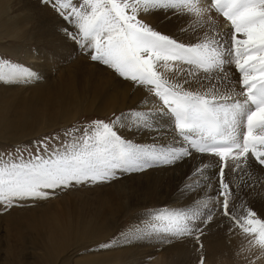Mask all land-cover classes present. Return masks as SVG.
I'll list each match as a JSON object with an SVG mask.
<instances>
[{"label": "snow or ice", "instance_id": "1", "mask_svg": "<svg viewBox=\"0 0 264 264\" xmlns=\"http://www.w3.org/2000/svg\"><path fill=\"white\" fill-rule=\"evenodd\" d=\"M41 3L66 22L65 35L86 58L130 87L146 91L154 106L148 108L145 101L144 110L130 108L67 129V139L57 148L49 147V139L59 136L33 141L36 151L28 158L16 146L13 153L0 157V211L20 202L47 200L77 186L112 183L154 163L173 166L199 157L192 173L197 183L189 190H195L199 200V193L210 187L215 203L203 212L198 206L156 213L161 226L136 233L161 243L193 237L199 244L203 227L222 216L220 224L227 225L230 236L239 230L247 250L257 258L264 256V215L246 203L238 207L240 192L249 185L245 180L234 191L229 180V173L243 179L264 171V0ZM157 13L184 18L178 28L183 35L157 28L152 22ZM213 13L222 17L223 28L217 27ZM39 80L31 68L0 63V82ZM164 113L174 119L175 138L182 141L179 148L142 147L119 132L128 126L149 128L154 114ZM208 169H214L211 175ZM131 239L122 238L124 243ZM121 242L110 240L98 247L108 249ZM199 264H205L203 255Z\"/></svg>", "mask_w": 264, "mask_h": 264}, {"label": "bare ground", "instance_id": "2", "mask_svg": "<svg viewBox=\"0 0 264 264\" xmlns=\"http://www.w3.org/2000/svg\"><path fill=\"white\" fill-rule=\"evenodd\" d=\"M193 17L194 19L191 20L194 22L196 17ZM212 19L215 20L217 27H224L222 18L219 19L213 13ZM152 22L164 31L183 35L178 32L179 26L185 22L182 17L157 13ZM64 26L65 22L52 10L51 6H45L40 0H0V37L37 42L46 49L51 48L47 52L51 56H56L50 63L47 60L51 58L42 59L41 55L36 59L32 57L30 60L33 68L39 66L45 73L44 81L40 79L39 83L35 82V85L23 89H0L1 131L19 127L25 132V128H36L28 134L21 135L23 140H27L55 128L70 125L78 119L80 114L94 113L99 116H110L130 108L138 107L144 110L145 101L149 102L148 108L154 106L151 103L152 96L146 91L130 87L127 82L120 80L103 66L94 64L83 56L76 60L72 59L73 61H68L63 66L57 63L56 65L55 60L64 59L65 62L71 53L68 52L69 56L64 57L72 44L67 40ZM77 55L79 53H76ZM71 56L74 57V53ZM204 83L207 85L206 81ZM46 121L48 124L41 128ZM151 123L152 126L149 128L128 126L121 127L119 132L130 142L147 145V148L153 146L179 148L181 146L182 141L175 138V127L172 126L174 119L169 114H154ZM61 124L63 125L59 126ZM199 160V157L189 158L173 166L154 163L152 167L143 172L124 174L121 179L112 183L89 186L88 189L80 192L69 190L71 195L69 194L68 198L63 197L60 201L56 200L55 204L46 203L41 204L40 207L36 205L29 211L21 207L23 211L18 209V211L3 214L0 219L10 223L9 225L13 228L11 234L16 236L19 244L17 248L11 249L15 250L12 251L13 264H63L66 256L70 258L69 264H180L178 261L181 258L183 262L187 259L185 264H199L201 255L205 258V264H218L216 261L230 264L227 257L223 260L219 257L214 260L209 253L213 249L232 254L233 247L238 253L235 262L264 264L262 263L264 256L257 258L247 250V242L238 234V230L237 234L230 236L227 226L216 225L214 222L203 227V235L200 236L199 244H202L204 249L199 247L193 237H187L188 239L171 244L153 243L152 237L136 233L137 229H147L154 224L159 226L151 212L145 215L139 213L132 219L130 218L135 229L127 236L138 237L137 242L133 238L131 242L125 243L124 248L117 249L116 247L117 250L114 249L115 251L106 255H82V252L92 247L90 242H99L110 237L113 225L122 220L129 210L135 207L141 209L147 207L148 209L153 203V201L148 203L153 193H156L155 198L160 197L155 206L160 213L173 212L188 206L185 195L165 200L163 195L169 192H163L160 188L175 189L182 183H197L192 173ZM213 171L214 169H208V174L211 175ZM165 178L168 180L163 182ZM232 178L236 183L234 188L236 185L243 186L244 181H247L249 187L244 188L240 196L248 195L250 201L260 207L262 210L259 212L264 215V172L259 171L254 177L243 179L239 175L229 173V180ZM210 196H212L211 199H209ZM84 197L87 199L85 204L81 202V198ZM206 198L215 203L212 193ZM78 200L80 202L76 203ZM152 208L149 207L150 210ZM1 248L0 264H4L2 262L7 251ZM198 250L203 252H198Z\"/></svg>", "mask_w": 264, "mask_h": 264}, {"label": "rangeland", "instance_id": "3", "mask_svg": "<svg viewBox=\"0 0 264 264\" xmlns=\"http://www.w3.org/2000/svg\"><path fill=\"white\" fill-rule=\"evenodd\" d=\"M40 2H41V0H40ZM73 2H78V0H73ZM205 16L207 17L208 14L206 13ZM191 19H194V17H191ZM65 24H66V22H65ZM67 40L72 42V44L70 45V47L71 46L72 47L70 48L68 46L69 47V50H71V51L68 50L66 52V55H64V57L67 58L69 55L70 56L68 57L69 58L68 60L65 58L67 60V61L65 60V62H64V59L61 60V61L60 60H58V61L55 60V64L57 63L60 66L61 65L63 66L68 61L71 62L73 60H76V58L81 57V56H83L84 58H86L83 55L82 51H80L81 49L78 46V44H74L75 42L73 40L69 39L68 37H67ZM34 44H35V46H34ZM73 44L75 45L76 48L73 46ZM39 45H40L39 43L34 42V41H24V40L23 41H19V40H14V39L13 40H9V39H6L5 37H0V63H2L4 61H7V62L12 63V64H16V65H19V66L31 68L32 70H34L37 73L44 74V75L39 74V76L40 75L44 76V77L40 76V79L44 81V79H45V73L42 72V70L39 68V66L38 67L35 66L33 68L32 67V62L30 64V60H31L32 57H33V59H36L38 56L41 55L42 59L43 58L44 59L45 58L46 59L51 58V60H47L50 63V61L52 62L56 58V56H51L47 52V50H50L51 48H47L46 49L45 47H43V45H40V46ZM77 50H78V52H77ZM68 52L69 53L70 52L71 53L73 52L74 53V57L71 56V55H73V53L72 54L71 53L69 54ZM76 53L77 54L79 53V55L76 56ZM87 60H89V59L87 58ZM38 64H39V61L37 62V65ZM38 71H40V72H38ZM37 83H39V82H37ZM31 85H35V83L34 84H32V83L25 84V83H4V82H0V89H4V88L5 89H7V88H9V89H23V88H26V87L31 86ZM112 115L113 114H111L110 116H99L97 114L95 115L94 113H91V114H80L79 117H78V119L75 120L70 125H67L65 127L55 128V129H53L51 131H48L46 133H43V135L41 134L39 136L30 138V139H27V140H23L21 135L28 134L30 131H32V130H34L36 128H25V132H24L23 129H21L19 127L8 128V129H6L4 131H1V128H0V140H2V141H0V157H6V154L13 153L14 148L16 146H20L21 149H23V155H24V157L25 158H28L30 154L35 153L36 147H34V148L31 149L30 147H33V146L32 145H28L27 142L32 143L33 141H39L38 140L39 138L40 139H43L45 137L51 138L54 135L55 136H59L60 139L59 140L49 139V147L50 148H57L61 144V141H65L67 139L65 137V135H64V131L65 130L70 129V128H73L74 126L77 127V128L84 127V126L87 125V122H89L91 120H94V119H106L108 117H111ZM46 124H48V121H46L45 124H42L41 125V128H43ZM62 125L63 124H61L59 126H62ZM172 126L175 127L174 124ZM56 132H59V133H56ZM133 144H137L138 145V143H133ZM139 145H141L142 147L144 146L142 144H139ZM24 146H28L27 149H24ZM146 146L147 145H145L144 147H146ZM167 180L168 179L165 178V179H163V182H165ZM233 180H234L233 178L230 179L231 185H232V187H233V189L235 191L236 188H234V187H235V184L236 183H234ZM192 185L193 184H184V183H182L179 186H177L175 189H170L169 187H167V188L161 187L160 189L163 190V192H167V193L169 192V194L163 195V197H164L165 200H171V199H174L175 197L181 196V195H185L187 197L186 202H187V205L188 206H184V207H182L180 209H177V210L184 211V210H187L188 208H196V207L199 206L201 212H203L205 210V206H207L208 204L212 203L209 199L206 198L209 194L212 193V189L209 187V188L205 189L203 192H200L199 193V200H197V192L195 190H189V189H191V186ZM88 188H89V186H77L76 188L70 189V191L72 192V190H73L74 192H80V191H85ZM60 192H62V193H60ZM69 194H70L69 193V190L59 191L54 197H52L50 199H47V200H42V201H39V202H20L16 206H14L15 208L14 207H11L6 212L0 211V217L3 216V214H5L7 212L18 211V209L20 211H23L22 209H24V210L27 209L26 211H29L30 208H32V207H34L36 205L39 206V207L42 206V205H45L46 203H50L49 205H52V204H55L57 201H60V199H62L65 196H66L65 198H68L71 195V194L70 195ZM155 197H156V193H153V195L151 196V200H149V202H148V203H150V202L153 201V203L150 205L151 207H153L151 210L149 209L150 206L148 207V209H147V207H146V209L145 208L144 209H141L140 207H135V208L129 210L126 214H124L123 219L117 222L118 224L116 223V225H113V229H112V233H111L112 235L110 237H108L107 239H105L103 241L90 242V244L92 245V247L90 246L86 251L82 252V255L83 256H98L99 254L106 255V254H109V253H111V252L119 249V247L120 248H124L127 243L125 244L123 242L122 238L124 236H127V234H129L132 230L135 229L134 226H133V224H131L132 223V220L130 221V218L132 219L133 217L139 215V213H142L143 215H145V213H147V212L150 213L151 212L152 213V217H153V214H154V217H155V213L156 212L157 213H160V211L158 210L159 211L158 212L157 211V208H155L156 201L158 199H160V197L159 198H155ZM190 197H191V199H190ZM240 197H241L240 200H238L236 202V204H237L238 207H242V206H239V205H241L243 203H246V204H249L250 206L252 205V207L255 210H257L258 213L262 214L261 212H259L262 209L260 207H258L255 203H253L252 201H250V199L248 198V195H245L244 194V196L241 195ZM246 199L248 201H245ZM86 200H87L86 197L81 198V202L84 203V204L86 203ZM79 202H80V200L76 201V203H79ZM213 204L214 203H212V205ZM21 207H22V209H21ZM177 210H175V211H177ZM86 213L90 214L89 211H86ZM221 220H224V218L222 216H215V218H213V221L210 222V223H213L214 222L217 225V224H220V221ZM157 222H158V225L161 226V222L160 221H157ZM9 224L10 223L4 221L3 219H0V233H1V235H0V237H1L0 238V247H2L1 249H4V250L7 251V253L5 254V258H3V262H2L4 264H13L14 254H13L12 251H15V250H11V249L17 248L19 246L18 240H17V238H15L16 236H14V235L11 234L12 231H13V228ZM225 226H227V225L225 224ZM225 226H224V228H225ZM6 233H8V235ZM238 234H239V232H238ZM2 235H4V236H2ZM9 237H10V239H9ZM133 238H134L135 242H137L138 239H139L138 237H133ZM188 238H190V237H188ZM188 238L187 237H184V238H180V239H171V242L170 243H165V244H171L173 242H181L182 240L188 239ZM116 239H119V240L122 241V243H120L119 246L118 245H115V246L110 247L108 249H99L98 246L100 244L105 243V242H108L110 240H116ZM136 239H137V241H136ZM152 239H153V243L164 244V243H161V241L158 238H156V237H152ZM132 240L133 239H131L129 242H131ZM5 241H6L7 245H6ZM77 247H79V246H77ZM116 247H117V249H116ZM202 249H204V248H202ZM199 251L200 252H203L202 250H198V252ZM9 253L12 254V255H10ZM236 254H238L237 253V250H236L235 247H233L232 248V254H229L227 251H223V250L214 251L213 249H211L210 250V253H209V256H211V258L214 259V260L215 259H218V257L221 260H223L225 257H227L228 258V262L230 264H242V263L235 262ZM189 257L192 258V256H190V255H189ZM90 258H92V257H90ZM69 259L70 258L68 256H66L65 257V262L63 264H69L68 263ZM230 260H232V261H230ZM263 260H264V258H263ZM186 261H187V259H186ZM252 261H254V260H252ZM178 262L180 264L181 263L182 264H185V262H183L182 258L179 259ZM216 262L218 264H222L223 263L222 261H216ZM262 263H264V261ZM71 264H74V263H71ZM243 264H250V262L249 263L243 262Z\"/></svg>", "mask_w": 264, "mask_h": 264}, {"label": "crops", "instance_id": "4", "mask_svg": "<svg viewBox=\"0 0 264 264\" xmlns=\"http://www.w3.org/2000/svg\"><path fill=\"white\" fill-rule=\"evenodd\" d=\"M60 131H61V130H60ZM60 131H59V132H60ZM59 132H56V133H59ZM34 139H35V138H34ZM31 140H32V139H31ZM38 140H41V139L39 138ZM27 143H28V145H32V146H33V147H30L31 149L34 148V147H36V145H34L33 143H29V142H27Z\"/></svg>", "mask_w": 264, "mask_h": 264}]
</instances>
